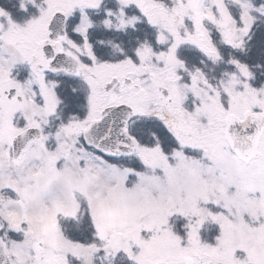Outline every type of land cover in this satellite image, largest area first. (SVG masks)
Returning <instances> with one entry per match:
<instances>
[{"label": "snow or ice", "instance_id": "obj_1", "mask_svg": "<svg viewBox=\"0 0 264 264\" xmlns=\"http://www.w3.org/2000/svg\"><path fill=\"white\" fill-rule=\"evenodd\" d=\"M0 264H264V0H0Z\"/></svg>", "mask_w": 264, "mask_h": 264}]
</instances>
